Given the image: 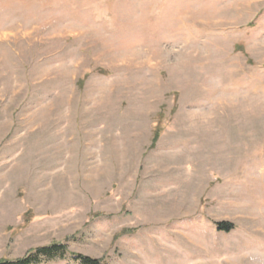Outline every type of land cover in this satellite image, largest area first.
I'll list each match as a JSON object with an SVG mask.
<instances>
[{"label":"rangeland","instance_id":"obj_1","mask_svg":"<svg viewBox=\"0 0 264 264\" xmlns=\"http://www.w3.org/2000/svg\"><path fill=\"white\" fill-rule=\"evenodd\" d=\"M52 245L264 264V0H0V261Z\"/></svg>","mask_w":264,"mask_h":264},{"label":"trees","instance_id":"obj_2","mask_svg":"<svg viewBox=\"0 0 264 264\" xmlns=\"http://www.w3.org/2000/svg\"><path fill=\"white\" fill-rule=\"evenodd\" d=\"M221 229L229 231L227 224H220ZM226 226V227H225ZM68 255L66 247L60 245H52L49 247L37 248L31 253H28L27 256L23 257L17 261H0V264H42L46 261L53 260L55 258L65 259ZM81 264H101L98 260H93L85 257H77Z\"/></svg>","mask_w":264,"mask_h":264}]
</instances>
